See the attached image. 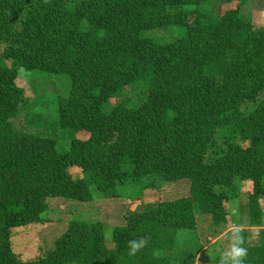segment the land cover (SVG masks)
<instances>
[{"label":"trees","instance_id":"16d2710c","mask_svg":"<svg viewBox=\"0 0 264 264\" xmlns=\"http://www.w3.org/2000/svg\"><path fill=\"white\" fill-rule=\"evenodd\" d=\"M66 1L0 0V264H172L155 252L196 227L195 203L219 222L236 176L252 183L253 210L264 195V30L237 11L214 19L177 9L204 0ZM168 24L185 33L168 43L142 34ZM20 66L70 78L71 93L59 102L60 127L72 134L67 151L21 121L29 101ZM134 83L147 100L106 114L108 99ZM249 101L257 106L246 117L240 106ZM227 125L249 145L219 147L214 136ZM154 177L189 179L190 196L127 215L113 229L112 249L100 223L72 221L44 256L14 253L12 229L42 223L50 198L88 202L91 189L117 198L118 186L151 188ZM140 238L147 243L130 256L128 242ZM245 248L243 264H264V243Z\"/></svg>","mask_w":264,"mask_h":264},{"label":"rangeland","instance_id":"374dc122","mask_svg":"<svg viewBox=\"0 0 264 264\" xmlns=\"http://www.w3.org/2000/svg\"><path fill=\"white\" fill-rule=\"evenodd\" d=\"M85 0H67L70 8ZM180 10H196L205 16L219 19L228 11H237L238 16L249 22L255 31L264 30V0H204L200 4L185 5ZM184 28L168 24L159 30L143 31L145 37L159 43H168L182 37ZM0 47V56L3 52ZM2 64L13 66V61L3 59ZM17 82L24 89L29 104L21 121L28 119V126L44 132L57 141L59 152L68 150L72 134L64 131L59 124V102L69 97L72 89L70 78L65 73H50L40 70H30L20 66ZM148 97V92L140 83H134L112 95L103 105L106 114L124 103L130 108L140 107ZM252 101L240 106L244 116H249L256 108ZM26 119V120H25ZM31 124V125H30ZM39 126V127H38ZM37 127V128H36ZM240 130L239 124L236 125ZM77 138L84 139L87 134L80 132ZM215 142L219 147L227 142L247 147L249 141L242 138L230 125L219 128ZM127 167H124V169ZM74 175L80 169L72 168ZM154 187L143 188L134 183L117 187L118 197L108 198L98 190L91 189L92 198L88 202H80L66 198H50L49 210L44 213L42 223L30 224L14 228L11 231V242L14 253L22 260H30L44 256L55 247V242L63 236L72 221L87 224L100 223L104 229V239L108 248L114 247L112 241L113 229L123 225L124 219L132 212H142L149 205L164 201H174L190 196V180L180 179L176 182H163L157 177L149 179ZM225 191V190H224ZM229 196L225 203V215L219 222L210 214H205L198 203L194 204L196 227L179 232L171 249L157 250L155 256L171 258L172 264H219L220 254L229 249L231 234L239 228V235L245 245L264 243V195L258 198V203L251 208L250 193L252 183L243 181L236 176L233 185L227 188ZM171 264V262H170Z\"/></svg>","mask_w":264,"mask_h":264},{"label":"clouds","instance_id":"9594fccd","mask_svg":"<svg viewBox=\"0 0 264 264\" xmlns=\"http://www.w3.org/2000/svg\"><path fill=\"white\" fill-rule=\"evenodd\" d=\"M230 239L232 241L231 245L227 251L220 254L219 264H243V258L247 254V249L242 246L244 241L239 235V228L232 232ZM128 243V254L133 256L145 246L147 241L144 238H140L131 240Z\"/></svg>","mask_w":264,"mask_h":264}]
</instances>
